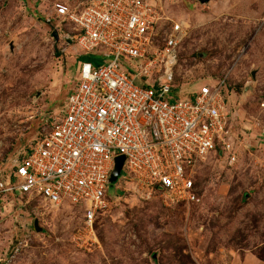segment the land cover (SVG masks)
Here are the masks:
<instances>
[{"label": "rangeland", "instance_id": "374dc122", "mask_svg": "<svg viewBox=\"0 0 264 264\" xmlns=\"http://www.w3.org/2000/svg\"><path fill=\"white\" fill-rule=\"evenodd\" d=\"M155 2L165 18L189 26L179 85L192 91L229 78L238 161L202 164L194 204L144 197L124 174L94 234L83 230L80 206L1 195L0 264H264V0ZM59 35L38 0H0V182L59 116L79 63L108 61L64 51Z\"/></svg>", "mask_w": 264, "mask_h": 264}, {"label": "built area", "instance_id": "2783aa9c", "mask_svg": "<svg viewBox=\"0 0 264 264\" xmlns=\"http://www.w3.org/2000/svg\"><path fill=\"white\" fill-rule=\"evenodd\" d=\"M38 1L64 51L108 61L79 63L76 88L0 182V196L80 206L83 230L94 234L97 214L109 206L116 159L125 156L119 180L127 174L144 197L197 202L198 168L213 157L237 162L240 139L228 77L205 79L192 91L177 82L189 26L165 18L155 0Z\"/></svg>", "mask_w": 264, "mask_h": 264}, {"label": "water", "instance_id": "95a60500", "mask_svg": "<svg viewBox=\"0 0 264 264\" xmlns=\"http://www.w3.org/2000/svg\"><path fill=\"white\" fill-rule=\"evenodd\" d=\"M200 1L203 2V3H205V2H209L211 0H200ZM125 160H126V157L125 156H119L116 159V168L113 171L112 177H111V183L113 185H114V183H116L117 181H119V178L122 175V171H123V168H124ZM37 226H38V222H37Z\"/></svg>", "mask_w": 264, "mask_h": 264}]
</instances>
